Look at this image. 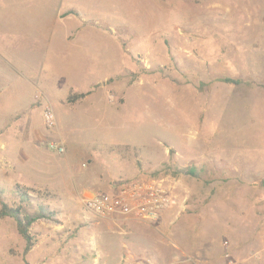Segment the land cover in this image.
Wrapping results in <instances>:
<instances>
[{
    "label": "rangeland",
    "instance_id": "374dc122",
    "mask_svg": "<svg viewBox=\"0 0 264 264\" xmlns=\"http://www.w3.org/2000/svg\"><path fill=\"white\" fill-rule=\"evenodd\" d=\"M227 78L241 83L217 82ZM47 104L57 127L46 132ZM190 166L200 178L167 174ZM142 180L169 192L161 223L96 218L80 203ZM16 187L30 212L55 216L31 227L28 253L0 219V264H170L225 248L229 264H264V0H0L9 206Z\"/></svg>",
    "mask_w": 264,
    "mask_h": 264
},
{
    "label": "built area",
    "instance_id": "2783aa9c",
    "mask_svg": "<svg viewBox=\"0 0 264 264\" xmlns=\"http://www.w3.org/2000/svg\"><path fill=\"white\" fill-rule=\"evenodd\" d=\"M46 130L57 127L53 109L47 104L42 112ZM48 148L58 155L65 154V146L48 142ZM83 208L98 218L122 217L140 223H154L171 204L168 190L159 181H133L121 185L113 193H84L80 197ZM125 264H129L125 262Z\"/></svg>",
    "mask_w": 264,
    "mask_h": 264
},
{
    "label": "trees",
    "instance_id": "16d2710c",
    "mask_svg": "<svg viewBox=\"0 0 264 264\" xmlns=\"http://www.w3.org/2000/svg\"><path fill=\"white\" fill-rule=\"evenodd\" d=\"M68 15H73L68 13ZM217 82L228 84V85H236L241 83V81H236L232 79H218ZM87 94H78L68 98V103L73 104L74 102L83 99ZM173 151L169 152V155H172ZM167 174L173 177L179 176H187L191 178H200L201 170H198L194 166L186 167V168H166ZM14 198V206H9L8 203H5V199L3 197L2 189H0V219L9 218L15 222L16 229L18 234L25 241V253L31 251V249L35 246L34 238L30 234L31 227L36 224L38 221H49L52 220L55 216V212L50 211L49 207H43L41 204L34 205L36 210L30 212L28 207L33 206V201L29 198L28 194L25 190L16 187L11 190ZM22 197V198H21ZM17 201V203L15 202ZM25 204V205H24Z\"/></svg>",
    "mask_w": 264,
    "mask_h": 264
},
{
    "label": "crops",
    "instance_id": "0c3cea01",
    "mask_svg": "<svg viewBox=\"0 0 264 264\" xmlns=\"http://www.w3.org/2000/svg\"><path fill=\"white\" fill-rule=\"evenodd\" d=\"M39 93H41V92H39ZM81 94H86V93H81ZM43 96L46 99V96L45 95H43ZM85 98L86 97H84L83 99H85ZM40 117L42 118V114L40 115ZM46 132H47V130H46ZM69 174L70 175L68 176V179L71 178L72 172L70 171ZM112 193H113V191H112ZM161 214H160V216H162ZM160 216H159V218H160ZM160 221H162V217L159 219V223H161ZM115 222L116 221L114 219H112V225H116ZM135 223L136 222H133V221L131 222L130 221V222L126 223V225L128 227H131L132 225H135ZM91 225H92L91 227L93 228L94 227L93 226L94 224L91 223ZM95 225H98V223H96ZM125 247L128 248L127 245H125ZM230 255H231V252H229L228 249H226V248L223 249V250H216V252H214V251L213 252H209V250H206L205 252H203L201 254H198L197 253V254H194V255L185 254V253L182 252L181 257H187V259H185V260H182V259L179 260L177 257H180V256L176 255L175 253H171L170 254V256H171L170 258H172V262L170 264H229V263H227V259L229 258ZM112 256H113L112 257V264H120L121 263V261H122L121 260L122 259L121 257L122 256H118V255L115 256L114 254H112ZM236 257H238V255H236ZM254 257H255V254H254ZM256 257H258V258H256ZM256 257H255V259L257 260L256 262L260 261V258H259L260 256L258 255ZM231 258H233V257H231ZM125 261H127V260H125ZM242 264H245V263L242 262ZM255 264H257V263H255Z\"/></svg>",
    "mask_w": 264,
    "mask_h": 264
}]
</instances>
